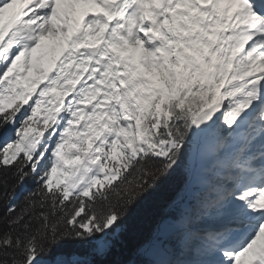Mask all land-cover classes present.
Returning <instances> with one entry per match:
<instances>
[{
	"label": "snow or ice",
	"instance_id": "snow-or-ice-1",
	"mask_svg": "<svg viewBox=\"0 0 264 264\" xmlns=\"http://www.w3.org/2000/svg\"><path fill=\"white\" fill-rule=\"evenodd\" d=\"M0 264H264V0H0Z\"/></svg>",
	"mask_w": 264,
	"mask_h": 264
},
{
	"label": "trees",
	"instance_id": "trees-1",
	"mask_svg": "<svg viewBox=\"0 0 264 264\" xmlns=\"http://www.w3.org/2000/svg\"><path fill=\"white\" fill-rule=\"evenodd\" d=\"M173 186L174 180H170L169 182L161 185L155 193L143 201L132 213V215L128 217L121 229L123 233V247L117 249L115 255L112 257L114 261L122 259L123 254L135 245L147 220L166 202L172 192ZM26 187H32L31 180L27 182Z\"/></svg>",
	"mask_w": 264,
	"mask_h": 264
}]
</instances>
